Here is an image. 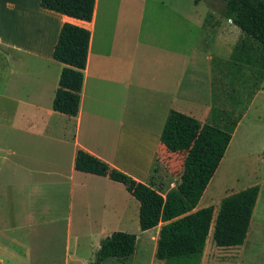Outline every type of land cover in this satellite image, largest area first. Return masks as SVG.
Returning <instances> with one entry per match:
<instances>
[{"label": "crops", "instance_id": "obj_1", "mask_svg": "<svg viewBox=\"0 0 264 264\" xmlns=\"http://www.w3.org/2000/svg\"><path fill=\"white\" fill-rule=\"evenodd\" d=\"M66 22L91 33L76 116L53 108L64 67L54 48ZM241 35L220 11H191L189 0H96L91 21L44 8L41 0H0V260L30 256L26 241L45 225L61 226L69 240L64 264H90L103 238L127 219L139 220L140 203L123 183L76 169L78 150L162 189L157 162L171 156L161 141L170 111L207 120L217 64L230 60ZM262 95L264 80L224 157L251 155L242 125ZM259 151L264 158V142ZM223 159L198 208L215 205L220 189L206 196ZM254 181L245 185H260L250 232L264 207V175ZM109 258L100 264L116 260Z\"/></svg>", "mask_w": 264, "mask_h": 264}, {"label": "trees", "instance_id": "obj_2", "mask_svg": "<svg viewBox=\"0 0 264 264\" xmlns=\"http://www.w3.org/2000/svg\"><path fill=\"white\" fill-rule=\"evenodd\" d=\"M200 1H208L215 7L213 9L232 19L242 31L229 60L232 79H237L236 74L242 75L246 64H253L261 69L260 78L264 80V0H195V3ZM41 5L70 17L91 21L96 0H41ZM90 39L87 28L66 22L54 48V58L64 67L53 108L69 116L79 113ZM213 102L205 122L176 110L170 111L161 141L170 151L187 149V154L180 182L165 194L161 188L134 179L84 149L77 152V170L109 176L123 183L139 201L142 231L161 224L155 257L163 264H202L212 227V238L218 247L243 245L248 236L260 193L259 184L224 196L218 206L198 208L242 116L233 108L220 107L216 93ZM137 240V233L112 232L102 239L94 264L109 257H129L136 249Z\"/></svg>", "mask_w": 264, "mask_h": 264}, {"label": "rangeland", "instance_id": "obj_3", "mask_svg": "<svg viewBox=\"0 0 264 264\" xmlns=\"http://www.w3.org/2000/svg\"><path fill=\"white\" fill-rule=\"evenodd\" d=\"M189 5L190 10L197 13L203 12L206 7L211 9L215 8L208 1H200V4L196 5L195 0H189ZM230 69L229 61L221 60L217 64L215 93L218 97V105L223 108H233L237 114L243 116L245 113L244 107H248L251 97H253L263 82L260 78L261 69L253 64H246L243 68L242 75L236 74L237 79L234 80L229 72ZM243 126L247 139L243 138L242 140H245L250 145L252 150L251 155L243 156L240 160L236 161L232 160L229 154L224 157L223 164L219 169V175L211 185V189L206 196L208 198L209 194H213L220 189V194L215 198V200L217 199L215 202L216 206L220 203V195L224 197L231 192H236L246 187L245 185L253 182L254 179V182H257L263 178L264 158L259 150L261 144L264 142V95L257 100L256 108L252 110ZM241 129L243 131V128ZM242 136L244 135L241 132L240 136L238 135L236 137V140L241 139ZM163 145L168 150L169 155L171 154L164 161L160 160V156L157 162V164L164 168V180L161 181L164 185L161 190L164 193L172 185L180 182V177L183 172V159L187 154V149L170 151L164 143ZM205 200L203 204H205ZM262 203H264L263 199ZM263 209L264 207H262V215H259L256 219L251 232L249 231L250 235L247 241L242 246L218 247L215 245L212 235H210L202 264H264ZM51 227L56 226H36L31 239L26 241L30 248V256L23 259L7 257L4 258L6 263L2 260L4 264H7V262H10L9 264H64L67 260L66 251L69 240L60 232L61 226L53 231ZM158 229L159 226L156 229L153 228L143 232L140 230L138 219H127V223L120 226L117 230L138 234L136 246L138 253L132 259L130 257L133 254L128 259L112 258L117 261H111L109 264H152V262L154 264H163L162 261L155 257L157 245L155 232ZM2 261L0 260V264H3ZM95 261L96 258L90 264H94Z\"/></svg>", "mask_w": 264, "mask_h": 264}, {"label": "water", "instance_id": "obj_4", "mask_svg": "<svg viewBox=\"0 0 264 264\" xmlns=\"http://www.w3.org/2000/svg\"><path fill=\"white\" fill-rule=\"evenodd\" d=\"M96 264H100V262L99 261H97V263Z\"/></svg>", "mask_w": 264, "mask_h": 264}, {"label": "built area", "instance_id": "obj_5", "mask_svg": "<svg viewBox=\"0 0 264 264\" xmlns=\"http://www.w3.org/2000/svg\"><path fill=\"white\" fill-rule=\"evenodd\" d=\"M229 20H230L231 22H233L232 19H229Z\"/></svg>", "mask_w": 264, "mask_h": 264}]
</instances>
